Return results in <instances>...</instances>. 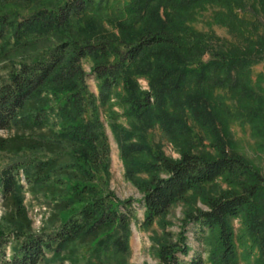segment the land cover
I'll list each match as a JSON object with an SVG mask.
<instances>
[{"label":"trees","instance_id":"trees-1","mask_svg":"<svg viewBox=\"0 0 264 264\" xmlns=\"http://www.w3.org/2000/svg\"><path fill=\"white\" fill-rule=\"evenodd\" d=\"M121 1L0 0V61L10 66L0 76V130L10 133L0 137V152L16 158L0 171L5 208L0 264H79L73 250L77 243L86 248L88 264H127L135 210L132 199L119 200L94 183V170L106 172L108 152L97 105H110L114 96L128 118L155 123L170 137L185 118L205 122L210 116L206 99L181 95L184 81L194 77L192 84L202 86L211 79L213 88L230 81L236 89L239 77L248 75L258 57L210 48L198 39L190 42V34L167 24L166 10L176 13L181 6L231 5L235 0H127L126 19L115 22L119 38L89 35L88 26H81L86 17L118 9ZM160 8L164 16L158 14ZM205 55L208 59L202 61ZM86 58L92 60L97 96L88 91L89 74L81 66ZM138 75L147 76L149 91L139 89ZM174 108L180 116L167 113ZM110 127L121 142L113 123ZM212 145L213 157L182 150L172 160L157 151L138 168L129 159L138 149L129 142L120 144L127 177L142 195L141 228L205 185L217 180L234 184L204 200L205 210L186 213L178 233L166 232L156 240L155 264H205L200 253L184 260L191 252L190 226L201 247L211 246L212 264L232 263L237 248L245 246L231 225L234 219H240L258 251L264 252V176L226 145ZM141 168L147 179L134 176ZM24 189L50 201L54 224L32 230Z\"/></svg>","mask_w":264,"mask_h":264},{"label":"rangeland","instance_id":"rangeland-1","mask_svg":"<svg viewBox=\"0 0 264 264\" xmlns=\"http://www.w3.org/2000/svg\"><path fill=\"white\" fill-rule=\"evenodd\" d=\"M126 2L127 0L121 1L119 8L113 12L86 17L81 22V26L83 28L88 26L89 35L121 37L122 33L116 28L115 22L120 21L119 18L126 19ZM158 11L160 16H164L163 8ZM166 11L167 24L185 34H190L192 36L190 42L198 39L210 48L228 51L235 55L248 54L258 57L250 66L248 75L245 78L239 77L237 85H240L236 89L229 86L230 81H227L223 87L215 88L211 79L202 86L192 84L194 77L184 81L181 95L186 99H206L210 116L205 117V122H201L200 119L185 118V121L177 125L182 126L172 129L170 137L155 123L128 118L124 113L125 108L117 104V98L114 96H111L110 105H97L98 116L104 126L108 152L106 172L99 173L94 170L96 175L94 183L99 188L112 192L119 200L132 199V208L135 210V215L129 223L127 264H155L156 240L162 239L166 232L178 233L186 213L197 209L205 210L204 200L219 196L231 189L234 184L217 180L205 185L199 191L189 193L183 202L173 205L165 216L156 219L150 227L141 228L143 209L139 200L142 195L127 177L120 152L121 142L123 144L129 142L138 149L131 151L129 159L134 160L136 167L139 168L157 151L172 160H178L182 150L207 157L216 156L214 149L216 147L212 144L217 141L218 145L224 144L241 155L253 169L264 176V47H260L264 42V0H235L231 5L198 3L181 6L176 13ZM207 59L208 55H205L202 61ZM91 65V58H86L81 63L83 70L89 74L86 77L88 91L97 96L98 87L93 75L90 74ZM9 67L0 61V76ZM135 80L141 91H149L147 76L138 75ZM179 111L174 108L167 113L180 116ZM111 123L121 142L114 137ZM9 134L6 130H0V137H7ZM15 159L11 153L0 152V171ZM137 170L139 171L134 175L137 179L148 178L143 168ZM20 177L23 178L21 172ZM22 183L25 186L24 180ZM23 196V204L34 232H40L55 223L52 205L46 197L40 194L33 195L26 189L23 191ZM4 213L5 208L0 194V220ZM231 225L236 236H242L244 243L242 239L241 242L245 246L237 248L236 258L230 264H264V252L258 251L240 219L232 220ZM187 237V245L191 252L184 260H189L196 253H200L205 264H212L209 257L211 246L206 244L205 247H201L193 235L191 226ZM11 241L12 237L8 242ZM10 247V243L5 246L6 257L10 256ZM74 248L79 264H88L86 248L79 243ZM46 257L49 258L50 253H47ZM50 264H60V262H50ZM63 264L71 263L69 260H64Z\"/></svg>","mask_w":264,"mask_h":264}]
</instances>
